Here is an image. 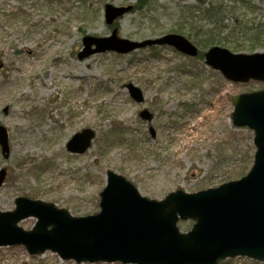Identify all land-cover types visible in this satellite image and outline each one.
<instances>
[{"label":"rangeland","instance_id":"374dc122","mask_svg":"<svg viewBox=\"0 0 264 264\" xmlns=\"http://www.w3.org/2000/svg\"><path fill=\"white\" fill-rule=\"evenodd\" d=\"M144 1L142 9L107 26L106 4L135 6L139 0H0V126L9 144L7 158L0 150V212H12L23 197L72 217L97 214L108 171L156 201L176 190L213 189L250 171L254 134L232 125L231 100L264 89L263 83L228 82L203 60L167 47L78 60L83 37L109 36L115 26L120 38L132 41L183 34V6L195 0ZM247 2L259 11L241 6L244 20L264 17V0ZM249 43H239L237 51L231 43L220 47L249 54ZM253 49L264 52V40ZM128 84L142 92V104L130 98ZM143 111L149 121L141 119ZM83 129L95 133L91 147L69 154L66 143ZM35 224L30 217L18 226L29 231ZM193 224L177 225L185 233ZM0 264L77 263L50 251L29 255L18 245L0 248ZM219 264L260 263L239 257Z\"/></svg>","mask_w":264,"mask_h":264},{"label":"water","instance_id":"95a60500","mask_svg":"<svg viewBox=\"0 0 264 264\" xmlns=\"http://www.w3.org/2000/svg\"><path fill=\"white\" fill-rule=\"evenodd\" d=\"M131 10L132 6L106 5L105 23L111 25ZM82 44L79 60L151 46L171 47L191 58L199 54L190 41L176 34L134 42L119 38L114 29L105 38L86 36ZM204 61L228 81L264 83V53L233 54L215 46L205 52ZM126 88L136 103L143 102L138 88L131 84ZM232 104L233 126L253 131L256 149L253 165L241 179L194 194L178 190L155 201L109 171L100 193V212L95 215L72 217L53 204L16 198L12 212H0V247L21 245L30 255L51 251L78 264H219L236 257L264 262V90L235 96ZM141 118L151 116L144 111ZM93 138V131L85 129L72 136L66 149L83 154ZM0 148L7 158L8 133L2 126ZM4 174L1 170L0 185ZM30 217L36 224L30 231L22 230L18 223ZM185 220L195 223L190 232L181 234L177 223Z\"/></svg>","mask_w":264,"mask_h":264},{"label":"trees","instance_id":"16d2710c","mask_svg":"<svg viewBox=\"0 0 264 264\" xmlns=\"http://www.w3.org/2000/svg\"><path fill=\"white\" fill-rule=\"evenodd\" d=\"M146 5L139 0L135 10ZM241 6H248L251 14L256 10L247 0H195L193 4L183 6L184 24L183 34L200 50V58L206 49L215 45H232L231 48L239 50L241 42H250V52L255 51L253 46L264 40V17L260 20L246 17L240 13ZM230 24H224L225 20ZM182 30V29H181Z\"/></svg>","mask_w":264,"mask_h":264}]
</instances>
